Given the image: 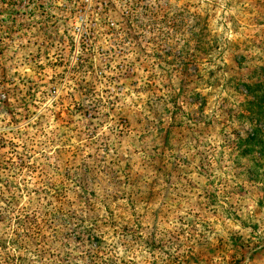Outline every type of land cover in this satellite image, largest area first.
<instances>
[{
	"label": "rangeland",
	"instance_id": "rangeland-1",
	"mask_svg": "<svg viewBox=\"0 0 264 264\" xmlns=\"http://www.w3.org/2000/svg\"><path fill=\"white\" fill-rule=\"evenodd\" d=\"M257 82L264 0H0V264H264ZM204 86L228 93L219 119ZM49 118L66 131L30 134Z\"/></svg>",
	"mask_w": 264,
	"mask_h": 264
},
{
	"label": "clouds",
	"instance_id": "clouds-1",
	"mask_svg": "<svg viewBox=\"0 0 264 264\" xmlns=\"http://www.w3.org/2000/svg\"><path fill=\"white\" fill-rule=\"evenodd\" d=\"M220 11H223V7L221 8ZM232 14L230 11H224L223 12V17L219 14H217V20H221L224 19V17H227L228 15ZM227 29V30H226ZM217 32L222 33L223 35H225L227 37V39L232 40L234 39V36L231 32V24L224 19V23L220 24L217 29ZM177 39H179V37H177ZM213 61V63H209L208 60ZM228 63L227 60V54H225L224 58H219L217 55H211L210 57H207L205 59V63L203 65L204 69H205V76L207 77V71L209 69H214L217 65H225ZM22 71L25 72H31V68H24ZM142 75L144 76V80L147 81V73H142ZM144 81H142L143 83ZM202 89V93L205 95L211 94L209 96L208 99V103L205 106V110H204V114L209 117L210 119L215 117L216 119L220 118V111H219V103L218 101L222 98V97H227L228 93L227 91H223L221 89H213L211 86H204ZM142 99H144L143 97H137L135 95V93H133L131 96L125 97V103L126 105H132L133 102H136V104L138 105H142ZM49 107H51V101H49ZM105 111H107V109H105ZM102 127L100 128L99 132L97 133V137L107 134L108 130L110 128H112L113 126V120L112 117L109 116L107 119L103 120L102 122ZM30 134H39V139L43 140V141H49L50 139H54L58 136H60L62 131H66L65 129H61L58 126H56L55 121L52 120L51 118H49L48 122L46 124H44L41 128H36V129H31L29 130ZM219 129L216 130V134L208 137V142L213 146L214 151L216 153V159L219 160L221 153L223 152V160L221 161V163L224 165L223 167V171H217L216 176L217 177H221V178H227L229 180H231L230 176H227L226 174L229 171L228 168V163H229V156L226 150H224L221 145H222V140L220 138L219 135ZM65 139H67V137H65ZM52 149L51 151H49V149ZM55 149L52 148L51 144L48 143L46 147H44L41 151L36 152L33 155V161L37 162L39 165H43L45 163V161L42 158V153L46 152L48 155H52V152H54ZM214 166L216 165V162L214 161ZM29 179L32 181V184L28 185L29 190H31L32 186L36 184V177L35 176H31L29 177ZM254 207V204L250 203L249 208L247 209V211H252V208ZM227 223L233 227H235V225H232L231 221H227ZM215 227L216 230L218 232H222L223 231V226L219 223L216 222L215 223ZM215 235V233L212 234V236H210V239Z\"/></svg>",
	"mask_w": 264,
	"mask_h": 264
},
{
	"label": "trees",
	"instance_id": "trees-1",
	"mask_svg": "<svg viewBox=\"0 0 264 264\" xmlns=\"http://www.w3.org/2000/svg\"><path fill=\"white\" fill-rule=\"evenodd\" d=\"M256 86L258 87H262L264 90V83L263 82H257V85L253 86V88H250L249 94L253 95L255 97L254 94H256L255 92V88ZM262 102L264 104V98H262ZM260 104L259 108L261 110L260 112V116L258 115L259 118H257V122L264 124V105ZM255 115V114H254ZM256 116V115H255ZM254 116V117H255ZM253 116H251V119L254 118ZM255 128H250L248 130V133L246 134V138L242 141V143L244 142L245 144L249 145V146H254L256 145L255 143H259L262 140V145L264 146V134L257 128V125L254 126Z\"/></svg>",
	"mask_w": 264,
	"mask_h": 264
}]
</instances>
